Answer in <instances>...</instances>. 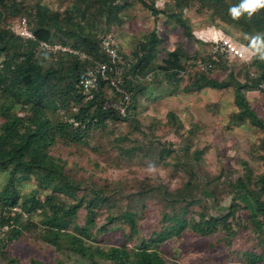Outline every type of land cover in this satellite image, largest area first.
<instances>
[{"label": "trees", "instance_id": "trees-1", "mask_svg": "<svg viewBox=\"0 0 264 264\" xmlns=\"http://www.w3.org/2000/svg\"><path fill=\"white\" fill-rule=\"evenodd\" d=\"M139 1L154 18L164 14L172 20L174 28L179 27L187 40L196 38L190 19L184 16L185 8L194 4H197L198 13L210 14L212 20L219 19L242 34H264V8L251 17L244 12L233 18L230 9L238 6L241 0H165L163 9L156 6L155 0ZM30 3L0 0V118L3 120L0 122V175L7 174L6 182L0 185V264H47L34 256L26 261L19 255L11 257L8 247L22 241L29 243L30 247L24 249L26 253L30 248V253L48 250L55 257L52 264H63L58 254L66 251L80 256L88 264H182L175 259L169 262L161 253L160 244L181 236L190 228L198 236L223 234L220 239L225 241L230 253L235 237L247 227L262 242L263 249L261 252L241 249L237 253L241 251L239 256L245 264H264V172L254 174L248 162L244 161L243 173L235 181L228 182L232 196L227 209L210 216L201 213L196 220L187 217L189 207L203 203L207 188L198 184L193 163L183 157L178 163L190 176L181 187L171 190L164 185L152 186L144 182L141 192L130 196L127 206L118 209L117 197L107 192V186L86 185L80 195L83 184L69 174L67 161L51 152L60 141L67 145L92 146L95 132L107 134L110 123L131 121L132 116H138L142 111H139L137 95L146 90V83H152L150 74L156 70L164 73L168 83L178 84L186 79L183 90L188 92L231 87L238 108L236 119L264 130V118L257 114L248 97L251 91H264V60L257 58L253 62L252 66L258 65L257 73L242 64L244 68L238 72L230 70L228 78L218 79L211 73L222 59L229 61V50L218 47L213 54L203 56L195 68L199 55L187 49L186 42H180L166 51L167 57L158 62L156 59L167 37L162 36L163 30L158 26L154 27L140 40L132 56L126 58L119 49L123 64L120 60L118 72L110 73L111 80L115 79L119 87L131 95L127 115L122 116L119 111L104 107L107 100L121 102L123 99L111 81L102 80L98 90L86 92L79 77L83 71L100 63H110L101 47L108 33L98 34L95 29L105 19L109 23L122 24L121 12L130 9L132 3L129 0H71V5L63 12L51 10L41 0H36L32 8ZM23 18L27 19L35 38H24L12 29L11 24ZM168 25L169 22H165L166 33ZM44 43L68 46L76 52L47 50ZM217 52L221 58L216 56ZM170 118L174 124L180 123L173 112ZM128 140L131 141L129 135H120L113 141L116 151L121 153L118 164L139 154L164 162L163 157L170 152L166 146L156 151L143 145L123 144ZM262 144L264 146V140ZM200 154L201 151H196L194 156L199 159ZM31 181H35L37 187L23 193L22 189ZM148 191L159 193L166 201L162 221L167 225L132 247L127 242L111 246L90 242V239H97L98 234L91 229L96 226L101 208L108 211L105 224L124 221L129 225L127 239L137 237L139 225L134 208L145 206L143 202ZM61 195L67 202L60 198ZM82 208L86 214L84 223L80 224L76 219ZM242 210L247 214L239 219ZM105 224L101 232L108 231Z\"/></svg>", "mask_w": 264, "mask_h": 264}, {"label": "rangeland", "instance_id": "rangeland-1", "mask_svg": "<svg viewBox=\"0 0 264 264\" xmlns=\"http://www.w3.org/2000/svg\"><path fill=\"white\" fill-rule=\"evenodd\" d=\"M24 1L31 2L29 6L32 8L36 0ZM41 1L51 10L60 12L71 5V0ZM129 1L132 3L131 8L121 12L122 24L109 23L104 18L103 25L100 23L95 29L98 34L108 33L107 36L114 39L118 50L120 49L126 58L132 56L140 40L158 26L160 30H163L162 36L167 37L165 47L163 46V51L156 59L158 62L167 57L166 51L174 49L180 42H186V48L199 55L196 68L203 56L214 53L213 44L230 39L238 45L243 55L229 51V61L222 59L211 76L226 79L230 70L238 72L244 68L242 64L248 65L252 72L257 73L258 65L252 66V64L258 58L257 37H264V34H242L237 28L225 25L219 19L212 20L210 14L198 13L197 4H194L191 8H185L184 16L190 19L196 38L187 40L181 29L174 28L172 20H168L164 14L154 18L150 10L139 0ZM155 1L158 8L166 7L165 0ZM16 21L11 24L12 29H17L19 22ZM165 22H169L167 33ZM65 47L74 50L71 47ZM215 54L220 57L218 52ZM80 56L85 57L84 54ZM120 56L121 64H123V56L121 54ZM150 75L153 77L152 83L143 82L142 84L146 83L147 88L137 95L139 111L142 112L136 117L132 116L131 121L121 120L110 123L107 134H111L112 137H108L103 131L95 132L91 141L92 146L74 143L67 145L60 141L52 149V154L66 160L69 174L83 184L80 195L86 190V185L107 186V192L111 195L114 193L117 197L118 209L127 206L130 196L141 192L144 182L152 186L164 185L171 190L181 187L190 176L185 171V167L182 169L178 163L183 157L185 161L193 163L198 184L207 188L203 203L191 205L187 217L199 220L201 213L210 216L217 211L226 210L232 196L228 182L231 179L235 181L243 173L244 161L253 168L254 174L259 175L264 172V146L262 144L264 130L247 121L236 119L235 113L238 108L235 105L231 87L221 90L204 88L200 91L188 92L183 90L186 79L178 84H172L167 82L164 73L160 70L152 71ZM145 79L144 81H147L148 77ZM109 94H112V90ZM248 97L257 114L264 118V91H251ZM171 112L178 117L180 123L174 124V121H171ZM1 121L3 120L0 118ZM120 135H129L131 140L123 144L143 145L156 151L161 146H166L170 152L163 157L164 160L166 159L164 162H157L155 158H144L142 154H139L138 157L118 164L121 153L118 154L113 141ZM93 146H96V149ZM196 151H201L199 159L194 156ZM6 180L7 174L0 175V185H3ZM35 184V181H31L24 186L22 192H31L37 187ZM148 192L143 202L145 206L134 208L139 225L137 237L135 236L132 240L127 239L129 225L124 221L105 224L108 211L106 208H101L98 212L96 226L91 229L93 233L98 234L97 239L96 241L90 239V242L101 246L123 245L127 242V245L132 247L141 239H148L164 224L167 225L168 223L162 221L166 201L162 200V195L159 193ZM40 195L44 196L42 193ZM60 198L67 202L64 195ZM177 205L176 208H179L180 205ZM85 214L86 210L82 208L76 221L83 224ZM246 214V210L240 211L239 219H244ZM36 218L39 220L40 217L36 216ZM104 224L108 231L101 232ZM197 234L187 228L181 236H175L161 243V253L169 262L175 259L182 264H245L239 256L241 251L237 253L238 250L255 249L261 252L263 249L262 242L256 238L250 227L241 229L240 234L233 241L230 253H228L229 248L225 241L220 239L223 234L219 232L207 236ZM28 246L27 241L25 243L16 242L14 245L12 243L8 247L11 252L10 256L19 255L24 261L34 256L46 261L47 264L53 263L55 257L48 250L30 253L32 250L30 248V252L26 253L24 249ZM51 250L56 251L54 247ZM58 256L63 264H88L80 256L68 251Z\"/></svg>", "mask_w": 264, "mask_h": 264}, {"label": "built area", "instance_id": "built-area-1", "mask_svg": "<svg viewBox=\"0 0 264 264\" xmlns=\"http://www.w3.org/2000/svg\"><path fill=\"white\" fill-rule=\"evenodd\" d=\"M14 32L22 36L24 38H35L34 33L30 30L28 26V21L26 18H23L19 21L17 29H13ZM226 48L230 52H233L238 55H243L241 49L238 47L237 44L233 43L230 39H225L224 42L217 43L213 45V52H215L218 47ZM44 48L47 50L58 51L62 50H69L66 47H63L59 44L51 46L49 44L44 43ZM101 47L105 51V53L110 58V63H100L94 68L87 69L80 74L79 83L82 85L86 92H92L94 90H98L100 87V83L102 80L111 81L112 85L117 87V90L123 95L122 101H114V100H107L105 104V108L108 109H115L120 112L122 116L127 115L128 106L130 104L131 95L130 93L126 92L122 88L119 87L116 80H111L110 73L118 72V62L121 60L120 52L118 50L117 45L115 44L114 39L111 36H107L103 38L101 42ZM71 52H76L74 50H69ZM85 56V55H84Z\"/></svg>", "mask_w": 264, "mask_h": 264}, {"label": "clouds", "instance_id": "clouds-1", "mask_svg": "<svg viewBox=\"0 0 264 264\" xmlns=\"http://www.w3.org/2000/svg\"><path fill=\"white\" fill-rule=\"evenodd\" d=\"M260 8H264V0H241L238 6L230 9L233 18H238L242 13H248V16L257 12ZM258 45L256 46V53L258 58L264 60V37H257Z\"/></svg>", "mask_w": 264, "mask_h": 264}]
</instances>
